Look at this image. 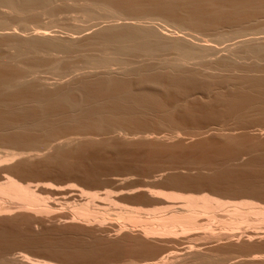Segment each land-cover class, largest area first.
<instances>
[{
    "label": "bare ground",
    "instance_id": "1",
    "mask_svg": "<svg viewBox=\"0 0 264 264\" xmlns=\"http://www.w3.org/2000/svg\"><path fill=\"white\" fill-rule=\"evenodd\" d=\"M67 1L68 0H0V25L1 24L2 25H6V23L10 25L11 24V20L14 21L16 19H17L18 22L23 24V26H22L23 28H21L19 30L20 32H17L15 30L10 31L9 29H11V28H9V27H11V26H9V25H7L8 28L5 27V26L3 27L2 25H1L2 28H0V139H4L3 141L8 140V139L9 140L13 139V140H18V141H21V142H25L24 141L25 137L21 138V136L24 135L23 132H31V134H32L33 132L40 131V133H41L38 136L32 137L31 140L29 139L31 144L33 143V144H39L40 145V146L38 145L40 148H34V149H36L35 153L34 152L33 153H28L29 151H27V152H16V151H13L12 149H10L8 151H5L2 155L0 154L1 155L0 159H2V160H0L1 163L8 162V161L11 162V161H13V159H17L16 157H20V158H23L25 160H31L32 157H35L36 159H37V157H40V158L44 157L47 160V159L54 158L53 157L54 153L46 152L47 149L52 148L55 152H58L57 151L58 149L63 148L65 146H67V147L70 146V144L75 140V138L73 140L72 138L68 139V137H67L66 139L64 138V141H62L63 139L58 138V136L56 135V133L59 134V132H55L54 131V130H56L58 128L54 127L55 125H53V123L56 124V126H57V124H59V127H61L60 124L63 125L65 123H69V124L71 123V124L75 125L74 123H77V121L80 119V122L78 121V124H77L78 127L79 126H80V128H82V127L84 128L85 126L88 127V128L85 127L84 128L85 130L82 128L83 131L87 132V133H82V134L87 135L88 132L91 135L92 134H97L98 135L100 133L101 134H104V133L106 134V130H108V131L111 130L109 132H116L117 136L118 137L120 136L123 139V141H124V139L126 140L128 138L127 137L128 134L126 132L124 134H121V132H123L122 128H120L119 125L116 126V124L119 121L122 122L123 121L122 118H124V120L126 118L130 119L131 118L130 116L132 114H133L134 117L138 116L137 112L138 113H142L143 112L142 114L148 113V111L147 112L144 111L146 109H144V110L141 109L140 110L139 109L140 107L147 108V110H148V106H149L150 111H151L152 106H153V109L156 106L158 108L159 104L157 103V101L159 102L160 100H157L159 95H157L158 96L157 97L156 96V92H155V89L157 91V86L159 84L161 85L160 87H163L165 85L164 87L166 89L169 86H173L174 85L172 88H177V91H178L180 86H183L182 84L188 83V81H190V80H188L190 75H187V73H191V75L193 73L197 74L196 78H197V76L200 75V79H201V74H203L202 75L203 77L208 76V77H219V78L220 77L231 78V76H237L236 78H238V80L237 81L234 80V81L236 83L238 81L244 83V85L247 86L248 88H251L253 90V92H254L253 94L256 93V95H252V93L250 92L248 94V96L250 94H251L250 96H253L252 97L253 99L251 98L252 100H250L249 99L250 97L248 98V96L245 94V93H248V91H247L248 89L245 90V93H244V91L242 89L238 90L236 88L238 90L237 92L241 93L243 91V94L242 93L241 94L238 93V95L236 96V93H233V94H235L234 97H239L240 96L239 98L241 100H243L241 98V96L244 99L247 97V100L249 99L248 101H250V102H247L246 99H245V100H243V102L241 101L243 103V105L241 104L240 106L245 107V108L247 107L245 109L246 111L249 108H250V111H252L251 109H254V112L255 111L259 112L260 111L259 113L262 112L261 113L262 115H260V116H263V112H264V74H263L264 68L262 67L263 65L261 66L260 62L262 63V61H260V60H262L264 58L260 57L259 55L260 54L264 55V53H263L264 52V23H263V21H260V23H259V20H260L261 17L264 19V0H181L182 1L181 3L178 2L180 0H147V1H142V0H137V1L136 0H81V1H79L78 0V2H81V3H77V5L75 3H73L75 1V0H73V2H72V4H74L73 6H78V8L76 7V10H74L73 7H71L72 6L70 4L71 2L68 1V3H69V6L71 5L70 8H72V10H74L75 12H73L71 9H69L66 6H65L66 9H63L64 8V6H63L62 10H67L68 12L71 11L74 14L76 13L77 14L76 16L75 15H71L72 17L75 16V18H71L70 19V20L74 19L75 22L77 20L79 21V19L81 18L80 16H82V15H80L81 13L85 16L84 18L82 16L83 20L88 18V17H90L92 19L94 18V20H95L96 17H97V19H99L101 16H102L101 19H103V18L106 19L107 15H108L107 17H110V18L111 17H115V16H119L120 17V15H123L124 17L121 16L123 19H128V17L130 16V15L128 16V12L130 11L129 7L134 8L136 10V12H137V10H139L138 7H140L141 11L139 10L138 11L139 14L137 13V15H140L139 16L140 18L143 15L142 17H144V19L148 20V18L151 15V18H149L151 20V19H153L152 15L156 16V17L153 16L154 19L158 18V16H159L160 18H158V20L160 19V21H161V18H163L164 20L168 21L165 25H167L169 23L171 25L174 24L173 25V27H174L173 29H177L178 27H180L182 29H187L190 32L184 33V34H180V35L179 34L164 33L163 31L160 32V30L158 32L157 29H154L155 25L154 26L151 25V24L143 25V24H141L143 21H141V23L136 22V21L119 23V22L116 21L117 19H114L112 22H110L109 21L110 19H108V18L107 19H108L109 22L107 21V23H101V22L97 23L99 20L96 23H95V21H94V23H92L93 22V20H92V22H91L92 24L91 25L85 24V21H86L85 20L83 22H84V24L87 27L83 25V27H85V28H82V26H81L79 28H82V29L78 30L77 28L80 25L76 24L77 27L76 28L73 27L76 31L72 27H68L67 26L68 29L73 31V32L68 34L64 38H61L62 36H60V35L56 36V34L55 35L52 34L53 31L51 33L50 31L47 30V28L50 29V28H52V26H53V28L56 27L57 25L61 26V24L56 23V22H55L56 26H54L55 25V23H54V24H51L52 26L50 25V27H47V28H42L45 24L41 25V22H40L41 26H39V24H38L39 28H35L34 26H32L34 28L31 29V31H29L30 29H28V25H27V20L29 18H31V21H32V17L38 18L39 15H41L43 17V12L46 13V12L54 11V13H55L54 14V18L55 19L54 18L53 19L56 20L57 17H55V15L58 16L57 12L60 13L59 10H61V9H59V10L57 9L58 5H59L58 2H60V5H62V4H65ZM120 3H122V4L125 3L124 4L125 7H122L121 9L119 7V9H117L118 6L116 4H120ZM67 4H65V5H67ZM60 5H59V8H60ZM144 6L145 7L147 6L146 8L149 7L148 10L150 8L153 9V11L150 10V12L151 11L154 12V9H157L159 11H157L158 13L154 12V14L153 13H151V14L149 13L150 14L149 15L147 9L146 10H142V8ZM55 8L57 9L56 11H55ZM124 8H128V9H126L125 13L121 14L125 10ZM78 9L81 12L78 11ZM122 9H123V11L120 12V10H122ZM142 11L143 12L147 11V12L143 13ZM62 12L64 13V11H61V13ZM71 12H70V14H71ZM132 12L135 13V11L133 9H132ZM65 13L63 14L64 16L62 14H60V15H62L63 19L65 18L67 21L70 22V20H68L69 18H67V16H68L67 14L68 13H66V15H65ZM126 13H127L128 17L125 16ZM129 13L131 15H133V13H131V11ZM78 14H79V16H78ZM99 14H100V16L98 17ZM103 14H104V16H103ZM147 14H148L149 17L146 18L145 16H147ZM167 14L168 15L169 14L172 15V16L169 15V17H171L172 19L168 18ZM175 14L177 16L180 15L179 17H181V18L179 19V21H178V17ZM44 15L46 17V14H44ZM60 15L58 16V19L60 18ZM135 15H136V13H135ZM165 15H167V16H165ZM173 15L175 17H177V18L175 19ZM12 17L15 18V19L13 20ZM42 17H41V19L44 20L45 17L44 18H42ZM119 17H117V18H119ZM133 17H135V18H133ZM133 17L129 18V19L137 20V18H138V17L136 18V16H134V15H133ZM90 18L87 21H91ZM41 19H39V21H41ZM65 19H64V21L66 22ZM119 19H121V18H119ZM263 19H261V20H263ZM35 20L37 22H39L37 19H35ZM60 20H62V19H59V21ZM104 20H103V22H104ZM138 20H139V18H138ZM28 21H29L28 24H30V22H31L30 19ZM62 21H61V23H62ZM65 22H63V23H65ZM69 22L68 23L66 22L65 24H68L69 26H72L73 22L72 21H71V23H69ZM171 22H173V23H171ZM63 23H62L63 27H60L61 29L65 27L64 26L65 24L63 25ZM15 24L12 23L13 26ZM18 24H16L15 26H19ZM175 24L178 27H176ZM165 25H164V27H165ZM19 27H17V28H19ZM171 28H172V26H171ZM6 29H8L9 31H5ZM63 30H66V29L64 28ZM161 30H163V29H161ZM164 30H165V28H164ZM26 31H29V32H26ZM59 31L60 30H58V32ZM179 31L180 30H178V32ZM182 32L183 31H181V33ZM85 46H87V48H88V46H91L94 49V51H92V52H94V53H92L94 55H90V53H91V51H90V53H89L90 56L88 55V56L85 57L84 56L85 52L83 51V57H85L84 58L85 61L84 62L80 61L83 64L82 63L79 64L78 62L82 58V57L80 58L79 55H82V54L80 53L81 51L78 50L79 51L78 54H77L78 56H77V58L76 57L75 58H76V61L80 58L77 61V63L80 66L77 64V65L71 66V68H70V67H67L68 64H66L65 65L66 67H65L62 62L64 61V59H66L67 56L64 57L63 54L61 56H63L64 58L63 57L59 58L58 55L56 56V54L69 53L71 50L79 49L81 47H82L81 50H83V49H85V48H83ZM95 49H97V50H95ZM85 51L87 53L86 49H85ZM95 51H98V52L95 54ZM74 52L77 53L76 50H74ZM166 53H168V54L170 53V55L168 56V54H166ZM48 56H50L49 59L47 58ZM72 56H74V55H72ZM45 58H46L47 61L50 60V58H52L51 59V66L50 65L49 66L51 67V69L61 73V74H59L58 81L60 79L65 80L68 77L66 79V81H65L66 85H65L64 81H62V84L66 86L65 88L61 87L63 85L59 84L58 81L54 84L55 86L57 84H59L58 86H60L62 88L61 90H63V89L66 90V88H67L68 92H73L74 93V91H75V92L81 93L82 94L81 98H82V96L83 97L85 96V97H87V98L84 97L85 100L88 99L89 102H91V103L87 102V106H85L84 105V99L82 98V100H81L80 97H79V99L83 103L84 108H81V106L83 107V105L81 104L80 101L76 100V98L74 99L76 101H73L72 99H71L72 101L71 100L68 101L69 99L67 100L66 97H65V98H63V100L66 99V100H64L65 103L62 104L64 102L63 100H62L61 103H59L61 101L60 97H63L64 93H65V96H66V94L68 96H73V93L72 94L70 93L71 94L70 95V94L66 93L65 91H62V94L59 93V95H60V97H59L60 101H59V100H57L58 99L57 98L58 97L57 94L59 92V89H58V92H55V93H57V94H55L56 96L52 94L53 96L52 97L49 96V97L51 99V98H53L55 96L54 97L55 98L54 102L56 101L58 103L57 107L59 109V112H55V111H58L57 109L54 111V113H52L53 111L51 113L50 112L45 113V111L43 109H42L43 110L42 111L41 110V105L43 104V102H42V100L40 98L41 95L40 96L38 95L39 99L41 101L38 98L34 99L35 96L33 97L32 95H33V93L35 94V92H34L35 90L34 89L36 88L37 85L39 87L41 86V88H42V87H46L49 84L47 82V80H48L47 78L44 81V79L38 75V69H40L39 70V74H40L41 67H43L42 65L45 63L44 62ZM75 58H74V60H75ZM249 60L252 61V62L249 63L250 62ZM76 61H74V62H76ZM74 62H70L69 66L73 65V64H76ZM48 63H49V61L46 62L45 65L48 64ZM44 73H46V72H44ZM185 74L187 75V78L185 77L186 76ZM194 74H193V76L195 77ZM207 78H205V79L208 80ZM185 79H187V80H185ZM217 79L218 78H216V80ZM132 80L138 82L139 84L142 83L144 86H146L145 83L147 84L146 87H144V86L141 87L142 86L141 85L140 88H141V90H142V88L143 89L146 88V89H144L145 91L147 89H149L148 92H150V93H147V91L146 92H140V93H143V94H141V96H144L143 97L144 99H145V93H147V96L149 97V98L147 97L148 99L143 100L142 97L141 98L139 97V91L133 89V88H136L139 84L137 85V83H135L133 81L135 86H136V87H133L132 86L133 85L132 84ZM191 80H193V77H192ZM199 81H201V80H199ZM211 82H213V81H211ZM148 84L149 85H153V84L157 85L158 84L157 86L153 85V86H155L154 91H153L154 87L153 86H152L153 88L151 87L153 93L155 94L154 95L155 97L154 96H149V95H151L153 93H151L150 87L148 88ZM206 84H208V83H206ZM229 84H231V83H229ZM188 85H190V83H188ZM196 85H194V86H196ZM34 86H35V88H33ZM178 86H179V88H178ZM241 86H243V85H241ZM245 86H243L244 89H246ZM29 87H30V90L28 89ZM31 87H32V89L34 91L33 90L31 91ZM39 87H37V88H39ZM60 87H58V88H60ZM201 87L202 86H200V88ZM86 88L88 89V91L86 90ZM44 89H47V88H43V90ZM159 89H163V88H159ZM28 90L31 91V93H32L31 97L29 96L30 93H29ZM41 90H38V91H41ZM82 90L84 92L86 90L87 92L90 93V95H87V96L84 95L86 92L84 93ZM144 90H142V91H144ZM173 90H176V89H173ZM135 91L137 92L136 94H138V96H136V94L134 95ZM189 91H190V93H191V91L193 92V90H189ZM46 92H48V91H46ZM232 92H233V90H232ZM27 93H28V95H27ZM78 93H74V95L77 96V98H78V96H80V95H77ZM89 93H87V94H89ZM163 93H165V92H163ZM190 93H188V94H190ZM43 94H44V91H43ZM47 94L45 93V95H47ZM104 94L105 95L106 94H110V95L107 98L105 97V101H101L102 102L101 103L100 100L97 99V97L99 96V98L101 100H104V99H102L105 96ZM158 94H160V91H159ZM180 95H182V94H180ZM195 95H196V93H195ZM218 95H221V94H218ZM245 95H246V97H245ZM75 96H73V97H75ZM222 96H224V94H222ZM73 97H69V98H73ZM219 97H221V96H219ZM219 97H218V99L215 98L216 99L215 101H218V102L219 101H224L225 102L226 99H227L228 100L227 102L231 101V103H233L232 102L233 101L232 97H231L232 99L230 98V100L228 98H226V99L222 98V100H220ZM150 98H152V99L149 100ZM175 98L177 99V97H175ZM186 98H188V97H186ZM239 98H237V103H239L238 102ZM106 99L108 100V103H107L108 106H106L107 105L106 103H105L106 105L103 104V102H107ZM158 99H160V97ZM38 101H40V104H39ZM234 101H236V98H234ZM245 101L247 103H245ZM44 102H45V100H44ZM46 102H47V100H46ZM179 102H180V100H179ZM185 102H186V100H185ZM53 103H52L53 106H54V104L57 105V103H54V104ZM159 103H161V102H159ZM231 103H230V105H231ZM237 103H236V105H237ZM244 103H245V106H244ZM28 104H33L32 107L34 106V104H35V106L38 104L39 106L38 105L37 106L40 107L39 111L38 110L35 111V108L31 109L30 105H29V107H27V108L31 109L29 111H28V109H26V107L23 108V106H27ZM61 104L64 105L65 107L64 106H59ZM85 104H86V102H85ZM88 104L89 105L92 104V105L89 107ZM168 104H170V103L168 102ZM233 104L235 105V102ZM233 104L231 106L234 107ZM228 105H229V103H228ZM246 105H248V106H246ZM173 106H175V105L173 104ZM187 106L188 105H186L185 107H187ZM212 106L213 105H211V107ZM240 106H238L237 108H239ZM55 107L56 106H54V108ZM60 107L65 108V109L62 110V108H61V110H60ZM85 107H87L88 110ZM166 107H167V105L165 106V108ZM171 107L172 106H170V108ZM80 108H81V111L83 109H85V111L83 110L85 115L81 114L83 116V119H81V118L77 119L76 118L77 119L76 120L75 119V117H76L75 115L77 113H79L78 115L80 117H82L80 115L81 112L79 111ZM135 108H136V110H135ZM180 108H181V110H183L182 107H180ZM19 109H20V111L17 113V110H19ZM129 109H132V110L136 111L135 112L136 116H135L134 112L133 113L129 112L130 111ZM185 109L186 108H184L183 111H185ZM86 110L88 112H86ZM159 110L160 109H158V111ZM240 110H243V109H240ZM240 110H239L238 113H240ZM47 111H48V109H47ZM76 111H78V112H76ZM154 111L156 112L155 109H154ZM154 111L152 110L153 113H154ZM165 111H167V110H165ZM172 111H174V110H172ZM209 111H211V110L209 109ZM179 112H180V110H179ZM222 112H224V111H222ZM128 113H132V114L128 115ZM163 113H164V111H163ZM211 113H209V115ZM218 113H220V115H222L221 112H218ZM247 113H249V112H247ZM149 114H151V113L149 112ZM187 114H188V112H187ZM161 115L163 116L164 114H161ZM165 115H168V114H165ZM184 115H186V114H184ZM157 116L158 115L156 114V119L158 118ZM162 116H161V118H162ZM214 116H215V114H214ZM239 116H241V114ZM239 116L237 118H239ZM243 116H241V117H243ZM154 117H153V119H155ZM187 117H189V116H187ZM231 117H232V115H231ZM84 118H86V119H84ZM118 118L119 119L121 118L122 121H121V119L118 120ZM148 118H150V117H148ZM189 118H191V117H189ZM262 118H260V121L262 120ZM133 119L134 118H132V121H134V120H135V122L137 121L136 119H134V120ZM165 119H167V118H165ZM222 119H223V117L221 116V120ZM234 119H236V118H234ZM239 119H241V118H239ZM82 120H86V121L81 122ZM167 120H169V119H167ZM221 120H220V122H218V123L216 122L215 123V125H217V127H214V124H213V127L210 126L209 128H206V130H204V131H202V129L201 130L198 129L199 131L197 130L198 131L197 134L201 135L203 133H206L207 131L209 132L210 130H212V131L216 130V134H217V131H218L219 134H220V137L224 136L226 139L227 138L230 139L229 143H230V141L232 142L233 139L231 140V138L235 137V135H234L235 133L233 134L231 131H234V129H237L234 126H236L238 123L234 124L233 126H230L228 124L229 127H227L228 125L224 122L227 119L224 120V121H221ZM256 120H258V119H256ZM129 121L130 120H128V121L126 120V122H128V124H129ZM212 121H211V123H214ZM214 121H215V118H214ZM232 121H234V120H232ZM238 121H240V120H238ZM252 121H254V118H253ZM120 122H119V124H120ZM209 122L210 121H208V124H206L207 127L210 124ZM223 122L225 124H223ZM80 123H82V125ZM83 123H86V124H83ZM87 123L88 124L91 123L90 125H91V127L94 128L95 132L92 131L93 128L89 127V125ZM149 123L151 124V122H149ZM159 123H160V120H159ZM248 123H249V121H248ZM146 124H148V123H146ZM73 125H72V127H73ZM83 125H85V126H83ZM157 125H158V123H157ZM249 125H251V124H249ZM63 126H66V125H63ZM67 126H68V124H67ZM133 126H134V124H133ZM69 127H70V125H69ZM74 127H73L74 130L78 128L77 126H76L77 128H74ZM88 129H89V131H88ZM52 130L55 133H53ZM68 130H69V128H68ZM76 131H78V130H76ZM90 131H92V132H90ZM139 131L140 130H138V132L136 131V133H132V134H129V135H131V138H134V139L138 138V139H141V140H147L149 142L148 139L152 138V136H150L151 133L147 131L148 133L145 132V133L141 134ZM51 132H52V134H51ZM139 133H140V135H139ZM177 133H179V132H177ZM53 134H55L56 136L55 135L53 136ZM80 135H81V133H80ZM186 135H187V133H186ZM109 136H111V135H109ZM164 136H163V139H164ZM178 136H181V135L179 134ZM37 137L40 140H38V139L36 140ZM104 138L105 137H103V139ZM131 138L129 137L128 140L131 139ZM155 138L156 139L158 138L160 140V137H155ZM222 138L223 137H221V139ZM101 139H102V137H101ZM101 139H100V143L103 141V140L101 141ZM165 139H164V141H166ZM85 140L87 142H90L89 144H91L92 142L94 143L95 139L90 137V136H88V137H86ZM152 140H154V138ZM241 140H242V138H241ZM29 141H28V143L30 144ZM75 141H77V140H75ZM82 141L85 142L84 140H82ZM82 141H80V142L77 141V142L79 144H81ZM161 141H158V142H161ZM8 142L10 143L11 141H8ZM77 142H75V143H77ZM87 142H86V144H87ZM131 142H133V141H131ZM155 142H157V141L155 140ZM9 143H7V144H9ZM226 143H228V142H226ZM3 144H5V143H3ZM26 144H27V142H26ZM97 144L98 143H96V145ZM102 144H104V143H102ZM229 149H230V145H229ZM246 149H245V151H246ZM32 151H30V152H32ZM243 152H242V154H243ZM232 154H234V153H232ZM220 155H222V154H220ZM245 155H246V152H245ZM238 158H240V157H238ZM212 159H214V158H212ZM215 159H216V157H215ZM232 159H234V158H232ZM51 161L53 162V160H51ZM26 162H28V161H26ZM212 162H213V160H212ZM244 163H246V162H244ZM218 167L219 166H217V168ZM16 169H19V168L16 167ZM207 169H208V167H207ZM28 170H26V171H28ZM157 174H155V175H157ZM14 176L12 175V173L11 174L10 173H8V174L7 173L6 174L3 173L0 176V213H5L6 214L7 210L10 209V207H11V205L13 203H18L19 206L26 207L27 210L25 209V211H23V212H26V211L27 212H29V211H31V212H33V211L34 212H43V211H45L47 209L48 205L45 204L44 200L47 199V198H44L42 196L44 198V200H43V198L39 195V192L43 191V189H45V188L48 189L47 187H49L51 189V187L48 184L47 185L45 183L42 184L43 181L41 182V185L38 184V183H36V184L34 183L35 184L34 185L32 183H29V182L22 183V182L18 181L17 178L15 179ZM157 178H158V176H157ZM122 179L120 178V180H122ZM21 181H23V180H21ZM202 181H206V180H202ZM67 188L70 189V187H67ZM67 188H60V187H55L54 188L53 187L52 191H53V189H56L55 191H57V190L58 191H63L65 189H67ZM142 189L147 193L148 197L149 196L152 197V198L156 197V198H160V199L164 200L163 204H162V201H161V205L157 204L159 206H155V207L152 206V208H147V209L145 208L143 210H142L141 207H137V208L134 207V206L133 207L132 206H130V207L128 206L127 207L126 205H125L126 206L125 207L123 205L124 208H121L119 211H117V213L115 212L117 215H119L121 218L127 220L132 225L134 224L135 226L137 225L136 227H138V226L140 227V228L138 227L139 228V233L137 235L142 240L143 239L146 240L150 236L152 237V235H157L156 237H158V236L175 235L178 232L190 233V231L192 232L195 229H197V230H195L196 234L201 232V233L198 234V236H202L203 238H206V239L208 238V240L212 239L211 241H213V239L215 241L220 239V241H221V238H226V239L235 238L236 239L237 237L240 238V235L238 234V231H235L236 229H239V227L237 225H239L242 222L248 221V219H249L248 216L249 215H251V214H253V215L254 214H259V215L262 216V218L264 216V206L259 205V202L257 204L255 202L249 201V200L224 201V200L212 197V196H210V195H208L206 193H203V194H200V195H192V194H189V193L179 194V192L178 193L170 192V191L169 192H167V191L165 192V191H162L163 189L162 190L149 189V188H142ZM74 192H76V191H74ZM78 192H80L81 194L84 193V191L82 189L81 190L79 189ZM54 193H56V192H54ZM59 193L60 192H58V194ZM85 193L83 195L78 193L80 195V196H78V197H80L79 200L81 199V196L85 195ZM131 193H133V192H131ZM129 194H130V192H129ZM43 195H45V194H43ZM88 195H89V193H88ZM102 195H103V193H102ZM107 195L108 194H106L105 196H107ZM90 196H88V198ZM92 196L97 197V198L99 197V196H97V194L96 195L92 194ZM62 197H64V196H62ZM94 199L95 198H93V201H94ZM90 200L92 201V199H90ZM153 200H155V199H152V201ZM95 201H97V200H95ZM53 202H54V200H53ZM56 202H57V200H56ZM102 205H103V202L101 203V201H99L98 203L96 202L95 204L94 203L93 204L92 203L89 204L88 201L84 202L83 199H82L81 203L79 201L78 204H74L73 205V207H72L73 210H71V211L69 210L70 211L69 212V216L71 215L70 217L78 218L82 222L84 221V222H88L89 223L90 220H92V221L95 220L94 222H96V220L99 218V216H101L104 213L103 211H100V210H103L102 208H105V210H106V207H103ZM115 205H114V207H115ZM107 209H109V208H107ZM114 209H116V208H114ZM19 210H23V209L21 208ZM48 210H50V209H48ZM220 210H222V211L224 210L223 212H225L226 214H227V212H229L231 214V216L229 215V221L227 220L228 222L226 220H225V222H223L224 219L222 220V222H223L222 225H224V224L227 225V226L224 225L225 227H223V230H224V228L227 227L229 229V230L227 229L228 232H226L227 230L225 232H223V230H220V231H222L221 233H219L218 230H217L218 233L214 232V230L210 227L211 225H209L210 223H206L205 222L206 221L205 218H204L205 216L204 217L201 216V215H206L207 221H211V219H212L213 220L212 222H214V218H216L215 217V212L220 211ZM219 213H221V212H219ZM29 214H30V217L33 216V218H34V216L38 217V215H39V213H37L38 214L37 215L36 213H30V212H29ZM29 214H27V215L29 216ZM40 214H42V213H40ZM58 214H60V213H58ZM107 214L108 213L104 214L103 216H105ZM116 214H114V215H116ZM2 215H4V214H2ZM43 215H45V214L43 213ZM66 215H68V214H66ZM199 215L204 218V219L202 218L203 220H205L204 221L205 222L204 225H203L204 222L203 223L201 222V224H199L200 222L198 223V220H196V217H198ZM200 216H199V218H200ZM66 217H68V216H66ZM105 217H107V216H105ZM13 218H14V216H13ZM107 218H109V217H107ZM116 218H118V217H116ZM256 218H258V217H256ZM260 220H262V219H260ZM117 221H119V219H117ZM117 221H116V224H114V226L115 225H116V227L117 226H121V225L125 226V225L119 223L121 221H119V222H117ZM127 221H125L124 223H126ZM263 221H264V219H263ZM263 221H261V222H263ZM261 222H259V223H261ZM33 223H34V221H33ZM220 224H221V222H220ZM242 224H243V226H245L244 223H242ZM249 224H250V222H249ZM254 224H255V222H254ZM81 225H83V223H81ZM132 225H130V226H132ZM218 225L219 224H217V226ZM259 225L260 224H258V227H259ZM239 226H241V224ZM247 226L251 227L250 225H248V223H247L246 227ZM260 226H262V225H260ZM248 227L246 229H249ZM138 228H136V229H138ZM201 228H202L203 231L202 230L198 231ZM115 229H117V228H115ZM246 229H244V230H246ZM252 230H249V231L252 232ZM254 230H258V229H254ZM260 231L262 232V229ZM130 232L127 233V234H130ZM243 232L244 231H242V234H243ZM256 232H259V230L255 231V233ZM118 233H120V232H118ZM254 234L252 236L251 233L249 232V233H247L246 238L244 236L243 237L250 242V240H252V238L254 239V237H255ZM256 234L258 236V233H256ZM259 237L261 238L262 236L260 235ZM156 239L157 238H155V240ZM149 240H151V239H149ZM179 240H180V238H179ZM211 241H208V242H211ZM220 241H218V242H220ZM224 242H226V241H224ZM243 243H245V242L243 241ZM182 244H184V242ZM185 247H187V246H185ZM193 249H191V250H193ZM205 251H207L206 254H208V250H205ZM213 252L216 253V251H213ZM174 253H176V252H174ZM185 253L187 254L188 251H186ZM189 253H191L190 250H189ZM210 253H212V251L211 252L209 251V254ZM186 254H184V255L186 256ZM199 254H201V253H199ZM162 256L163 255H161V259L160 260L158 259V260H159V262L161 264H164L165 262L168 261L169 257L165 256V255L163 257ZM188 256H189V254H188ZM188 256H186V257H188ZM193 256H195V254H193ZM262 256L261 255L260 256L256 255L254 253L252 255H250V253H249V255L247 257L244 256V259L242 258L240 261H237V259H236L237 262L234 260V258H232V263L231 264H264V254ZM172 257L174 259L176 256L175 257L172 256ZM209 257H210V255H209ZM232 257H234V256H232ZM20 258L25 263H30V262L33 263V261H35V264H36L37 262L38 263L40 262V260L39 261L38 260H34V259L28 257V255H26V254L21 255ZM191 258H192V256H191ZM170 259H172V258H170ZM196 259L198 260V258H196ZM211 259H213V258L211 257ZM31 260H33V261H31ZM187 260H190V259L187 258ZM200 260H202V259H200ZM233 260H234V262H233ZM175 261H177V260H175ZM178 261H180V260H178ZM207 261H208V259H207ZM159 262L157 261V264ZM42 263L43 262H41V264ZM205 263H207V262H205ZM44 264H46V263H44ZM147 264H149V263H147ZM153 264H156V262L153 261ZM173 264H175V263H173Z\"/></svg>",
    "mask_w": 264,
    "mask_h": 264
},
{
    "label": "rangeland",
    "instance_id": "2",
    "mask_svg": "<svg viewBox=\"0 0 264 264\" xmlns=\"http://www.w3.org/2000/svg\"><path fill=\"white\" fill-rule=\"evenodd\" d=\"M68 1L71 2L70 4L72 6L71 5L70 6L73 7L74 10H76V7L78 8V6H73L74 5V4H72L73 0H71V1L68 0ZM68 1L65 4H67ZM79 1H81V0H79ZM142 1H147V0H142ZM178 2L181 3L182 1L180 0ZM73 3H75L77 5V3H81V2H78V0H75ZM58 4L60 5V2H58ZM65 4L60 5V8H59V5H58V8L56 7L58 10L61 9V10H59L60 13L57 12L58 16L60 14L63 15L66 12V13H68L67 14L68 15L67 18H69L68 20H70L71 18H75V16L77 15L76 13L74 14L71 11L68 12L67 10H62L63 6H64L63 9H66V7H68L69 9L72 10V8H70V6H69V3L67 5H65ZM121 4L122 3L116 4L118 6L117 9H119V7H120V9L122 7H125V5H124L125 3L122 4L123 6ZM144 7L143 8L141 7L142 10L147 9L148 14L149 13L154 14V12L159 11L157 9H154V12H152L153 9L150 8L148 10L149 7L148 8H146L147 6L145 8ZM56 8H55V11L57 10ZM138 8L141 11L140 7H138ZM124 9H125L124 11H123V9L120 10V12L123 11L121 14L125 13L126 9H128V8H124ZM129 9H130L131 13H133L132 9L135 11L136 15H135V13H133V15L136 16V18L138 17L139 20H138V18H137V20L129 19V18L133 17V15H131L129 13L130 11L128 12V16L130 15L131 17L130 16L128 17L127 13H126V15L124 14L125 16L128 17V19H123L122 18V17H124L123 15H120V17L115 16V17H111V18L107 17L108 16L107 15L106 19L105 18L101 19V17H102L101 16L99 19H97V17H96L95 20H94V18L92 19L90 17L83 20L82 16H83V18L85 16L81 13L80 15H82V16H80L81 18L79 17L80 22L78 20L75 22L74 19L70 20V22H69L64 18L67 23L68 22L71 23V21L73 22L72 24L74 26L73 25L69 26L68 24H65L66 22L62 18V15H60L59 19H62L63 21L62 20L59 21L57 15H55V17H57V19L54 20L55 19L54 18L55 13H54V11H51V12H46V13L43 12V17L41 15H39L38 18L32 17V21H31V18H29L31 22H30V24H28L29 23V21H28L29 19H28L27 25H28V29H30L29 31H31V29H33L34 27L39 28L38 24H39V26H41L42 24L43 25L45 24L42 28H47V27H50V25L54 24L55 22L59 23V24H61V26L57 25L58 26L57 27L56 23H55L54 26H56V27L53 28V26L51 25L52 28H50V29L47 28V30L50 31L51 33L53 31L52 34H54V35L56 34V36H58V35L62 36L61 38H64L68 34L73 32V31L69 30L68 27H72V28L75 27L76 28L77 27L76 24H79L80 26H78L77 29L80 30L82 28H85V27H83V25L86 26L85 24L91 25L92 23H94V21L96 23L98 20L99 21L97 23H99V22L107 23L108 19H110L109 20L110 22H112L114 19H117L116 21L119 23L130 22V21H136V22L141 23V21H143L141 24H143V25L151 24L153 26L155 25L154 29H157L158 32H159V30H160V32L163 31L164 33H171V34H179L180 35V34L190 32L187 29H182V28L178 27L176 24H175V26L178 28L173 29L174 24L171 25L169 23L170 25L169 24L165 25L168 21L161 18V21L164 23L163 24L160 21V19L158 20V18H160L159 16H158V18L154 19V17H156V16L152 15V18L154 20L149 19V18H151L150 14H149L150 17L148 16V14H147V16L144 15L146 18L149 17L148 20L144 19V17H142L143 15L140 18L139 17L140 15H137V13L139 14V12H138L139 10H137V12H136V10L132 7H129ZM74 10H72V11L75 12ZM150 10H152V11L150 12ZM61 11H64V13L63 12L61 13ZM78 11H80V10L78 9ZM147 11H144V12L146 13ZM70 12H71V14H70ZM66 13H65V15H66ZM44 14H46V17ZM71 15H75V16L72 17ZM167 15H165V16H167ZM169 15H168V18H171V17H169ZM78 16H79V14H78ZM99 16H100V14L98 15V17ZM103 16H104V14H103ZM170 16H172V15H170ZM179 16L180 15L177 16L178 21L181 18ZM41 17L42 18L45 17L44 20L41 19ZM117 17H119L121 19H119ZM177 17L174 16L175 19ZM89 18L91 21H87ZM133 18H135V17H133ZM12 19L14 20L15 18L12 17ZM35 19H37L38 21H39V19H41V21L37 22ZM261 19H263V18L262 17L260 18L259 23H260V21H263V23H264V19L263 20H261ZM92 20H93V22H92ZM103 20H104V22H103ZM61 21H62V23L65 22V23H63V25L65 24L64 28L66 30H63L64 28H62V29L60 28V27H63ZM83 21H85V24ZM40 22H41V25H40ZM12 23H14V24L19 23L18 25L20 27L15 26L16 24L14 25L15 26L14 27L12 25ZM171 23H173V22H171ZM7 25H9V24L6 23V25H2V26L3 27L5 26L8 28ZM164 25H165V27H164ZM2 26L0 28H2ZM9 26H11V27H9V28H11V29H9L10 31L15 30L17 32H20L19 30L21 28H23L22 27L23 24L18 22L17 19L14 21L11 20V24ZM32 26H34V27H32ZM81 26H82V28H79ZM171 26H172V28H171ZM17 27H19V28H17ZM164 28H165V30H164ZM161 29H163V30H161ZM9 30L6 29L5 31H9ZM58 30H60V31L58 32ZM178 30H180V31L178 32ZM29 31H26V32H29ZM181 31H183V32L181 33ZM83 48H85L87 50V53H86L85 49L81 50L82 49V47H81L79 49H74V50H76L77 53H75L74 50H71L69 53H59V54H56V56L58 55L59 58H61L63 56L64 57L67 56L66 59H64V61L62 63L64 66L66 64H68L67 67L71 68V66L77 65L78 63L79 64L82 63L80 61L84 62L85 61L84 58L89 55L90 51H91L90 55H94V54H92V53H94V52H92V51H94V49L91 46H88V48H87V46H85ZM78 50L81 51L80 53L82 55H79V56H80V58L82 57L83 59L81 58L82 59L81 60L78 57L80 60L78 59L79 62L77 63L78 60L76 61V58L78 56L77 55L79 52ZM95 50H97V49H95ZM83 51L85 52V55H84L85 57H83ZM97 52L98 51H95V54ZM170 53L169 54L166 53V54H168V56H169ZM62 54H63V56H61ZM72 55H74V56H72ZM259 56L264 58L263 54H260ZM49 57L50 56H48L47 58L49 59ZM74 58H75V60H74ZM51 59L52 58H50V60H48L49 63L46 65H45V63L48 61L46 60V58L44 59L45 63L43 62L44 64L42 65L43 67H41L40 74H39L40 69H38V75L40 77H42L44 79V81L46 80V78L48 79L47 80V82L49 83L47 85L48 87L46 86V87L41 88V86L39 87L38 85L37 86L35 85L36 88H35V86L33 87V88H35L34 89L35 91L31 87V91L33 90L35 92V94L33 93V95L31 93V91H29L30 87L28 88L29 89L28 91L30 93L29 94L30 97L32 95L33 97L35 96L34 99H36V98L39 99V96L41 95L40 98L43 102V104L41 105V110L43 109L45 111V113H47V112L51 113L52 111H53L52 113H54V111L56 109L58 111H55V112H59V109L57 107L58 103L56 101L54 102V99H55L54 97L56 96L55 94H57L55 92H58V89H59V92L57 94L58 95L57 100H59V97H60L59 93L62 94V91H65L68 94L73 93V92H68L67 88H66V90L65 89L61 90L62 89L61 87H63V88L66 87L65 81L68 77L65 80L60 79L59 81L61 83L58 81L59 74H61V73L51 69V67H50L51 66ZM263 60L264 59L260 60V61H262V63L260 62V64H261V66L263 65L262 67L264 68V64H263L264 61ZM69 61L70 62L76 61V62H74L76 64L72 63L73 65L69 66V63H70ZM251 62L252 61H250L249 63H251ZM44 72H46V73H44ZM193 74L191 75V73H187V75H190L189 79H188L190 81H188V83H190L191 86L188 85V83L182 84L184 87L180 86V88H179V86H178L179 92L177 91V88H172L174 85L169 86L168 88L165 89V87H164L165 85L164 86L162 85L163 87H160L161 86L160 84L159 85L157 84L158 86L156 84H153V85L157 86V91H156L155 86L148 84V88L150 87V89H151V87L153 86L154 88L153 87L152 88H153V91L155 89L156 96L159 95V97H160V99H158L159 97L157 96L158 97L157 100H160L159 102H161V103H159L156 100L160 106L158 105V108H157V106L154 107L156 112L154 111L153 106L151 108V111L149 109V106H148V110H147V108L140 107L139 108L140 110L146 109L144 111H146V112L148 111V113L142 114L143 112L142 113L137 112V115L139 116L138 117L135 114L136 111L132 110L133 109L132 108V109H129L130 111L129 110L128 111L132 112V113L134 112L136 117H134L132 113H128V115L132 114L130 116L131 117L130 119L126 118L124 120V118H122L123 119V121H122V119L120 118L122 122L119 121L120 124H119V122L116 124V126L119 125V127L122 128L123 132H121V134H124L126 132L128 134V136H127L128 138L129 137L131 138V135H129V134L136 133V131L138 132V130H140L139 132L141 134L145 133L147 131L150 132L151 133L150 136H152V138L148 139L149 142L147 140H141L138 138H135L136 140L134 138H131L132 140L131 139L128 140V138H127L126 140L124 139V141H123V139L120 136L119 137L117 136L116 132H109L111 130H109V131L106 130V134L100 133L101 135L100 134H98V135L92 134L91 135L89 132L87 135L82 134V133H87L86 131H83V129L86 126L83 125V126H85L84 128L81 126L83 128L82 129V128H80V126L78 127L77 124H78V121L80 122L79 118L83 119L82 115H85V113L83 112V110L85 111V109H83L81 111V108H84V105L87 106V102H89V100L88 99L85 100V98H87V97L84 96L85 97L84 98L82 96V98L84 99V105H83V103L79 99V97L81 98V95H82L81 93L74 91V93H78L77 95H80V96H78V98H77V96L74 95V93H73V96H75V97L68 96L67 94L65 96V93H64V96L60 97L61 101L59 100L60 101L59 103H61L63 98L66 97L67 100L69 99L68 101H70L71 99L73 101L78 100L83 105V107L81 106V108L79 110L81 112L80 115L82 114L81 115L82 117H80L78 115L79 113H77L75 115L76 116L75 119L77 118L79 120L77 121V123H74L80 130L75 125H73L71 123L70 124L69 123H65V124L62 123L63 125H66V126L68 124L67 127L63 126L61 124H60L61 127H59V124H57V126H56V124L53 123V125H55L54 127L58 128L56 130H54L55 129L54 128L53 130L55 132H59V134L56 133V135L58 136V138L63 139L62 141H64V138L66 139L68 137V139L72 138L74 140V138H75V140H77L79 142L82 140H84L85 142L82 141V143L79 144L77 141L74 140L77 143H75L73 141L70 144V146H68V147L65 146L66 148L63 147V148L58 149L57 150L58 152H55L52 148H49L50 150L47 149L46 152L54 153L55 155L53 154L54 158L47 159V160L44 157L43 158L37 157V159L35 157H32L31 160H25L23 158L16 157L17 159H13V161H11L12 163L10 161L3 162V163L0 162V164H1L0 165V176L3 173L4 174H6V173L11 174L12 173L13 176L15 175L14 178L15 179L17 178V180L22 182V183L29 182L32 184L38 183L41 185V182L43 181L42 184L45 183L46 185L48 184L51 187V189H50L49 187L46 186L48 189L45 188V189H43V191L39 192V195L41 197L43 196L44 198H47L44 200V198L42 197L43 200L45 201V204L48 205L47 209L43 212H34V211L31 212V211H29L30 213H36V214L39 213V215L37 214L38 217L34 216L35 219L33 218V216L30 217L29 212H27V211L23 212V211H25L26 207L19 206L18 203H13L11 205L10 209L7 210L6 214L0 213L1 214L0 215L1 216L0 217V264H21V263L24 264L25 262L20 258L21 255H23V254L28 255V257H30L34 260H38V261L40 260V262H39L40 264H41V262H43L42 264H44V263H46V264H147V263L151 264L152 263L153 264V261H155L157 264V261L159 262V260L161 259V255H163V256L165 255V256L169 257L168 261L165 262L166 264L167 263L168 264H173V263L185 264L186 262H187L186 264H188V263L189 264H191V263L192 264L193 263L194 264H201V263L202 264L203 263L204 264H215V263L216 264H220V263L221 264H231L232 258H234L235 261H236V259H237V261H240L242 258L244 259V256L247 257L249 255V253H250V255H252L254 253L256 255L262 256L264 254V235H263L264 234V225H263L264 224L263 223L264 222L263 221L264 216L262 218V216L259 214H254V215L251 214L248 216L249 219L246 222L248 223V225L251 226V227L247 226L249 229H246L247 228L246 222H242L245 224V226H243L242 223H240L241 226H239L240 224L237 225L239 227V229H236V230L234 229V230L238 231L240 238L237 237L236 238L237 240L235 238H229V239L221 238V241H220V239L217 241H215L213 239V241H211L212 239L208 240V238L206 239V238H203L202 236H198V234L201 232L196 234L195 230H197V229L193 230L192 232L190 231V233L178 232L175 235H168V236L156 237L157 235H152V237L150 236L148 239L142 240L137 235L139 233L140 227L138 226L139 227L138 228V227H136L137 225L136 226L134 224L132 225L130 222H128L127 220L121 218L119 215L116 214L117 211H119L121 208H124L125 205L127 207L128 206L129 207L134 206L136 208L141 207L143 210L145 208L146 209L152 208V206L153 207L159 206V205H161V201L163 204L164 200H162L160 198H156V197L152 198L150 196H149L150 197L149 198L147 196V193L142 188H149V189H156V190H162L163 189L162 191H165V192L166 191L167 192H169V191L170 192H176V193L179 192V194L189 193L192 195H200V194L206 193L212 197H215V198H218V199H221L224 201L249 200V201H253L257 204L259 202V205L264 206V117H263L264 112H263V116H260V115H262L261 114L262 112L261 113H259L260 111L254 112V109H251L253 111L252 112V111H250V108L246 111L245 109L247 107L245 108V107L240 106L241 104L243 105V103H242L243 100L246 99L247 102H250L248 100L253 99L252 98L253 96H250L251 94L248 96V94L250 92L252 93V95H256V93L253 94L254 93L253 90L251 88H248L247 86H245L244 83H242V82L238 81L237 82L238 84H237L235 82L238 80V78H236L237 76H231V78H226V77L225 78L224 77L219 78V77H208V76L203 77L202 76L203 74H201V79H200L199 74H198L199 76H197V78H196L197 74H194L195 77L193 76ZM263 74H264V72H263ZM187 75L185 76L186 78H187ZM192 77H193V80H191ZM205 78H207L208 80H206ZM216 78H218V79L216 80ZM185 80H187V79H185ZM199 80H201V81H199ZM57 81L61 85H63L62 81H64L65 85L60 87V86H58L59 84H57L56 85L57 87H56L54 84ZM133 81L134 80H132V84H133L132 86L136 87L134 82L137 83V85L139 83L136 81H134V82ZM204 81L208 84H206ZM211 81H213V82H211ZM229 83H231V84H229ZM145 85L147 86L146 83H145ZM194 85H196V86H194ZM199 85L202 87L200 88ZM241 85L245 86L246 89H244V87ZM138 86H137L138 88L137 87L136 88L132 87V88L134 90L139 91V97L140 98L142 97L143 100L148 99L149 97L147 96V93H150V92H148L149 89L146 90L147 93H145V99H144L143 98L144 96H141V94H143V93H140V92H146L144 90L146 88H144V89L142 88V90H144V91H142L140 86L143 87L144 85L142 83H140ZM146 86H144V87H146ZM37 87H39V88H37ZM58 87H60V88H58ZM43 88H47V89L43 90ZM159 88H163V89H159ZM236 88L238 90L242 89L244 91V93H245V90L248 89L247 90L248 93H245V94L248 96V98L249 97L250 98L247 100L246 95H245V97H246L245 99L241 96V98L243 100H241L239 98L240 96L234 97L235 94H233V93H236V96L239 93V92H237L238 90ZM37 89L38 90L42 89V90L38 91ZM173 89H176V90H173ZM86 90L88 91L87 88H86ZM86 90H85L86 93L82 90L85 93L84 95H86V96L90 95V93L87 92ZM158 90L160 91L161 95L158 94L159 93ZM189 90H193V92L191 91V93H190ZM232 90H233V92H232ZM43 91H44V94H43ZM46 91H48V92H46ZM153 91L151 89V93H153ZM243 91L241 92L242 94H243ZM163 92H165V93H163ZM187 92L190 93L191 95L188 94ZM45 93L46 94L48 93V94L45 95ZM87 93H89V94H87ZM136 93L137 92L135 91L134 95ZM195 93H196V95H195ZM241 93H239V94H241ZM52 94L55 96L50 99L49 96L52 97L53 96ZM180 94H182V95H180ZM218 94H221V95H218ZM222 94H224V96H222ZM27 95H28V93H27ZM106 95L103 98L101 97L104 100H101L99 98V96L97 97V99L100 100V102L105 101V97L107 98L110 94H106ZM154 95L155 94L153 93L149 96H154ZM213 95L214 96L216 95V96L214 97ZM136 96H138V94H136ZM219 96H221V97H219ZM69 97H73V98H69ZM175 97H177V99ZM186 97H188V98H186ZM218 97L220 100H222V98H224V99L228 98L230 100V98L232 97L233 98V99L231 98L233 100L232 102L233 103L235 102V105L237 103V98H239V101H238L239 103H237V105L240 107L237 108L238 106L236 105L237 106L236 107L233 103H231V101L227 102L228 101L227 99L225 102L224 101H219V102L215 101L216 100L215 98L218 99ZM75 98H76V100H74ZM82 98H81V100H82ZM234 98H236V101H234ZM66 99H64V100H66ZM151 99L152 98H150L149 100H151ZM178 99L180 100V102ZM44 100H45V102H44ZM46 100H47V102H46ZM185 100H186V102H185ZM40 101H38L39 104H40ZM246 101H245V103H247ZM51 102L57 103V105L53 103L54 106H56L57 108L56 107L54 108V106L52 105ZM85 102H86V104H85ZM168 102L170 104H168ZM64 103H65V101L62 104H64ZM89 103H91V102H89ZM105 103L107 104L108 100H107V102H103L104 105H106ZM228 103H229V105H228ZM230 103H231V105L233 104L234 107L231 106ZM245 103H244V106H245ZM62 104L59 106H64ZM173 104L175 106H173ZM29 105H30L31 109L35 108V111L36 110L39 111V109H40V107H38L39 106L38 104H37L38 106L37 105L35 106V104H34L35 107L34 106L32 107L33 104H28L27 106H23V108L26 107V109H28V111H29V110H31L30 108H27V107H29ZM91 105H89V107ZM166 105H167V107L165 108ZM186 105H188V106L185 107ZM211 105H213L214 107L213 106L211 107ZM106 106H108V104ZM170 106H172V107L170 108ZM246 106H248V105H246ZM180 107H182L183 110H184V108H186L185 111L186 110L187 111L185 112V111L181 110ZM61 108L62 107H60V110H61ZM85 108H87V107H85ZM230 108L232 110L234 109L235 111L234 110L232 111ZM47 109H48V111H47ZM63 109H65V108H62V110ZM158 109H160V110L158 111ZM209 109L211 111H209ZM238 109L239 110L243 109V110H240V113H238L239 112ZM87 110H88V108H87ZM87 110H86V112H88ZM135 110H136V108H135ZM152 110L154 111V113L152 112ZM165 110H167V111H165ZM172 110H174V111H172ZM179 110H180V112H179ZM221 110L224 112H222ZM19 111H20V109L17 110V113ZM163 111H164V113H163ZM76 112H78V111H76ZM149 112L151 114H149ZM187 112H188V114H187ZM218 112H221L222 115H220V113H218ZM247 112H249V113H247ZM209 113H211V114L209 115ZM213 113L215 114V116ZM156 114L158 115L157 119H156ZM161 114H164V115L162 116ZM165 114H168V115H165ZM184 114H186V115H184ZM240 114H241V116H243V115L244 116L241 117V116H239ZM231 115H232V117H231ZM237 115L241 119L237 118L238 117ZM152 116L153 117L155 116L154 117L155 119H153ZM161 116H162V118H161ZM187 116H189L191 118H189ZM221 116L223 117L222 120H221ZM146 117L147 118L150 117V118L147 119ZM164 117L169 119V120L165 119ZM233 117L236 119H234ZM132 118L136 119L137 121L135 122L134 119H133L134 121H132ZM214 118H215V121H214ZM253 118H254V121H252ZM260 118H262L261 121H260ZM84 119H86V118H84ZM120 119L118 118V120H120ZM256 119H258V120H256ZM126 120L127 121L130 120L129 124H128V122H126ZM159 120H160V123H159ZM207 120L210 121L209 122L210 124L208 125V127L206 125V124H208ZM220 120L221 121L226 120L224 122L227 125L229 124L230 126H233L234 124L238 123L237 124L238 126L236 125L237 127L234 126L235 128H237V129H234L235 132L231 131L233 134L235 133L234 134L235 137L231 138V140L233 139L232 140L233 143L230 141V143H231L230 144L229 143L230 139H228V138L226 139L224 136H221V137H223L221 139L218 131L216 134V130H213V131L210 130L209 132L207 131L206 133H203L201 135L197 134L198 131L201 129H202V131H204V130H206V128H209L210 126L213 127V124H214V127H217V125H215V123L220 122ZM232 120H234V121H232ZM238 120H240V121H238ZM83 121H86V120H82L81 122H83ZM211 121L214 123H211ZM248 121H249V123H248ZM149 122H151V124ZM156 122L158 123V125ZM224 122H223V124H225ZM121 123L122 124L124 123V124L122 125ZM146 123H148V124H146ZM80 124L82 125V123H80ZM83 124H86V123H83ZM90 124H88L89 127H91ZM133 124H134V126H133ZM249 124H251V125H249ZM69 125L71 128L69 127ZM72 125H73V127L75 126L74 128H77V129L74 130ZM229 125L227 127H229ZM68 128H69V130H68ZM86 128H88V127H86ZM91 128H93V127H91ZM89 129H88V131H89ZM76 130H78V131H76ZM54 131H53V133H55ZM92 131H94V128ZM92 131H90V132H92ZM177 132H179V133H177ZM80 133H81V135H80ZM140 133H139V135H140ZM186 133H187V135H186ZM23 134L24 135L21 136V138L25 137V139H26V140L24 139L25 142L13 140V139L12 140H9V139L5 140L6 141L5 142V141H3L4 139H0V147L2 146L0 148V152H1L0 154L2 155L5 151H8L10 149H12L13 151H16V152H27V151H29L28 153H33V152L35 153L36 149H34V148H40L39 147L40 145L39 144H33V143L31 144L29 139L31 140L32 137L38 136L39 134H41L40 131L33 132L32 134H31V132H23ZM51 134H52V132H51ZM179 134L181 136H178ZM54 135L55 134H53V136ZM109 135H111V136H109ZM78 136L79 137L81 136L82 138L81 137L80 138L82 140ZM88 136L95 139L94 143L92 142L94 145L92 143L89 144L90 142H87L85 140L86 137H88ZM163 136H164V139L166 138L165 139L166 141H164ZM101 137H102V139H101ZM103 137H105V138L103 139ZM155 137H160V140L158 138H157L158 139L157 140ZM153 138H154V140H152ZM241 138H242V140H241ZM37 139H38V137L36 138V140ZM100 139H101V141L103 140L101 143H100ZM38 140H40V139H38ZM130 140L133 142H131ZM155 140L157 142H155ZM8 141H11V142L9 143ZM28 141L30 142V144L28 143ZM158 141H161V142H158ZM26 142H27V144H26ZM86 142H87V144H86ZM95 142L98 143L97 144L98 146L96 145ZM226 142H228V143H226ZM3 143H5V144H3ZM7 143H9V144H7ZM102 143H104V144H102ZM229 145H230V149H229ZM245 149H246V151H245ZM30 151H32V152H30ZM242 152H243V154H242ZM245 152H246V155H245ZM232 153H234V154H232ZM220 154H222V155H220ZM215 157H216V159H215ZM238 157H240V158H238ZM212 158H214L215 160ZM232 158H234V159H232ZM0 160H2V159H0ZM51 160H53V162ZM212 160H213V162H212ZM26 161H28V162H26ZM244 162H246V163H244ZM217 166H219V167L217 168ZM16 167L19 169H16ZM207 167H208V169H207ZM26 170H28V171H26ZM155 174H157V175H155ZM157 176H158V178H157ZM120 178L121 179L123 178L122 179L123 181L120 180ZM21 180H23V181H21ZM202 180H206V181H202ZM53 187L54 188L55 187H60V188L70 187L71 190L69 188H67L63 191H58V190L55 191L57 189L56 188V189H53V191H52ZM77 189L78 190L82 189L84 191V193L87 191L89 193V195L86 192L85 195L81 196V199L79 200L80 197H78V196H80L79 194H81V193L78 192ZM74 191H76V192H74ZM54 192H56V193H54ZM58 192H60V193L58 194ZM129 192H130V194H129ZM131 192H133V193H131ZM102 193H103V195H102ZM43 194H45V195H43ZM83 194H81V195H83ZM92 194H95V195L97 194V196H99V197L98 198L94 197V196H92ZM106 194H108V195L105 196ZM62 196H64V197H62ZM88 196H90L89 198L92 199V201L88 198ZM93 198H95L94 201H93ZM82 199L84 202L88 201L89 204H91V203L95 204L96 202L98 203L99 201H101V203L103 202L102 206L106 207V210H105V208H102L103 210L99 209L100 211H103L104 213L101 216H99V218L96 220V222H94L95 220L94 221L90 220L89 223L84 222V221L82 222L78 218L70 217L71 215L69 216V212L71 210H73L72 209L73 205L78 204L79 201L81 203ZM152 199H155V200L152 201ZM53 200H54V202H53ZM56 200H57V202H56ZM95 200H97V201H95ZM157 204H159V205H157ZM114 205H115V207H114ZM21 208L23 210H19ZM107 208H109L110 210ZM114 208H116V209H114ZM48 209H50V210H48ZM223 211L220 210V211L215 212L216 218H214V222H212L213 221L212 219H211V221H207L206 215H201L203 217L205 216L204 218L206 221L203 220L204 218L201 217L200 215H199L200 218L198 216V217H196V220H198V223L200 222L199 224H201V222L203 223L204 221L206 223H210L209 225H211L210 227L214 230V232H217V230H218V232L221 233L222 231H220V230H223V227L227 226L226 224H224L225 226L222 225V223L225 222V220L229 221V215L231 216V214L229 212H227L226 210L225 211L227 212V214ZM219 212H221V213L223 212V213L221 214ZM40 213H42V214H40ZM43 213L46 216L43 215ZM58 213H60V214H58ZM106 213H108V214L105 216H107L109 218L103 216ZM2 214H4V215H2ZM27 214H29V216ZM66 214H68V215H66ZM114 214H116V215H114ZM13 216H14V218H13ZM66 216H68V217H66ZM115 216L118 218H116ZM45 217L46 218L48 217L47 218L48 220ZM256 217H258V218H256ZM117 219H119V221H121V222L117 221ZM223 219H224V221L222 222ZM260 219H262V220H260ZM250 220L252 222L254 221L255 224H254V222L252 223ZM33 221H34V223H33ZM116 221L119 222L120 224L125 225V226H122V225L117 226V227H116V225L114 226V224H116ZM125 221H127V222L124 223ZM261 221H263V222H261ZM205 222L203 223V225L205 224ZM220 222H221V224H220ZM249 222H250V224H249ZM259 222H261V223H259ZM81 223H83V225H81ZM217 224H219V225L217 226ZM258 224H260L262 226L259 225V227H258ZM130 225H132V226H130ZM115 228H117V229H115ZM136 228H138V229H136ZM227 229H228L227 227L224 228L223 232H225ZM244 229H246V230H244ZM254 229H258L261 234L259 232H256V233H258V236H257L255 231H258V230H254ZM261 229H262L263 233L260 231ZM201 230H202V228L199 229L198 231H201ZM228 230L226 232H228ZM249 230H252V232ZM128 231L129 232L131 231L130 232L131 235L127 234V233H129ZM242 231H244L243 234H242ZM118 232H120V233H118ZM246 232L247 233L250 232L252 236L255 233L254 239L252 238V240H250V242L245 239L246 235H247ZM260 235L262 236L261 238L259 237ZM155 238H157V239L155 240ZM179 238H180V240H179ZM149 239H151V240H149ZM207 240L211 241V242H208ZM218 241H220V242H218ZM224 241H226V242H224ZM243 241L245 243H243ZM183 242H184V244H182ZM185 246H187L188 248ZM188 249L190 250L191 253L192 252L193 253L192 254L189 253ZM191 249H193V250H191ZM205 250H208V254H209V251L210 252L212 251V253L209 254L210 257L208 254H206L207 251H205ZM186 251H188L187 254L185 253ZM213 251H216V253ZM174 252H176V253H174ZM199 253H201V254H199ZM184 254H186V256H188V254H189V256L190 255L192 256V258H191V256L186 257ZM193 254H195V256H193ZM231 255L234 257H232ZM172 256H174V257L176 256V257L173 259ZM195 257L198 258V260ZM211 257L213 259H211ZM170 258H172V259H170ZM187 258L190 260H187ZM200 259H202V260H200ZM207 259L209 262L207 261ZM175 260H177V261H175ZM178 260H180L181 262ZM234 260H233V262H234ZM31 261H33V260H31ZM205 262H207V263H205ZM33 263L35 264V261H33ZM33 263L30 262V263H25V264H33ZM39 263L37 262L36 264H39Z\"/></svg>",
    "mask_w": 264,
    "mask_h": 264
}]
</instances>
